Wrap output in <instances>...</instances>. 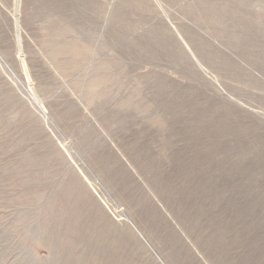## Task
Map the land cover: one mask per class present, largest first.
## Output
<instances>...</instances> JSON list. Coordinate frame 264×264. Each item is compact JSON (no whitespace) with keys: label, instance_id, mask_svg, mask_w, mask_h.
<instances>
[{"label":"rangeland","instance_id":"rangeland-1","mask_svg":"<svg viewBox=\"0 0 264 264\" xmlns=\"http://www.w3.org/2000/svg\"><path fill=\"white\" fill-rule=\"evenodd\" d=\"M0 264H264V0H0Z\"/></svg>","mask_w":264,"mask_h":264}]
</instances>
